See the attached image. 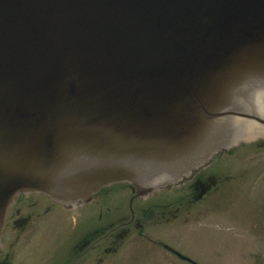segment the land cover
<instances>
[{
	"label": "water",
	"instance_id": "water-1",
	"mask_svg": "<svg viewBox=\"0 0 264 264\" xmlns=\"http://www.w3.org/2000/svg\"><path fill=\"white\" fill-rule=\"evenodd\" d=\"M263 92L264 0H0V247L15 194H147L264 134Z\"/></svg>",
	"mask_w": 264,
	"mask_h": 264
},
{
	"label": "flooded vegetation",
	"instance_id": "flooded-vegetation-1",
	"mask_svg": "<svg viewBox=\"0 0 264 264\" xmlns=\"http://www.w3.org/2000/svg\"><path fill=\"white\" fill-rule=\"evenodd\" d=\"M233 145L214 149L200 163H176L170 170L172 173L164 172L156 177L155 189L148 196L139 195L129 183L107 185L88 203L75 206L56 202L42 193L17 194L6 208L0 264H14L18 256L14 245L28 236V230L59 224L62 220L72 221V218L74 227L72 244L66 251L70 258L67 264H137V261L178 264L181 259L174 250L187 254L182 246L186 242L184 234L174 229L176 222L206 215L223 200L233 205L264 203V187L257 175L264 173V135L253 132ZM246 156L250 164H239V158ZM48 215L53 218L46 222ZM155 224L159 228L153 227ZM252 228L253 233L264 236L261 224L256 222ZM210 231L202 228L199 240L204 245L207 239L214 238L215 246H219L216 243L221 236L214 237ZM236 248L240 247L236 245ZM241 252L238 251L237 264ZM189 257L192 261H185L189 264L211 261ZM256 258L257 264H264V251H247L245 262L254 264Z\"/></svg>",
	"mask_w": 264,
	"mask_h": 264
},
{
	"label": "rangeland",
	"instance_id": "rangeland-1",
	"mask_svg": "<svg viewBox=\"0 0 264 264\" xmlns=\"http://www.w3.org/2000/svg\"><path fill=\"white\" fill-rule=\"evenodd\" d=\"M239 164L249 165L248 157L239 158ZM260 177L261 186L264 187V173H257ZM231 202L222 201L216 208L212 207L206 215L193 218L187 222H176L174 229L184 234L186 240L183 243L184 253L198 260L200 257L209 258L206 264H237L238 251L241 259L239 264H247L245 256L251 249L263 250L264 236L263 233L256 234L249 232L254 230L252 225L256 222L264 228V203L256 204H238L233 205ZM206 216V217H204ZM46 222L53 218L52 215L45 217ZM233 218L235 222L233 221ZM258 219V220H257ZM263 220V221H261ZM74 218L72 221L62 220L61 223L47 224V227L34 228V231L28 230L27 237H22L14 245L18 249V257L14 258V264H64L69 263L70 258L66 252L72 244V230L74 227ZM246 227H245V226ZM159 228V224L153 225ZM168 227V226H162ZM207 227L212 231L210 233L216 237L221 236V240L216 243L214 238L207 239L205 244L199 240V231ZM188 231L187 233L184 231ZM35 232L37 235L34 236ZM192 236V238H190ZM22 239V240H21ZM236 245L240 247L236 248ZM252 247V248H250ZM197 257V258H195ZM147 260V259H143ZM149 260V259H148ZM96 264V263H93ZM119 264V263H117ZM137 264H150L148 262H139ZM178 264H189L182 260ZM257 264V258L256 263Z\"/></svg>",
	"mask_w": 264,
	"mask_h": 264
}]
</instances>
